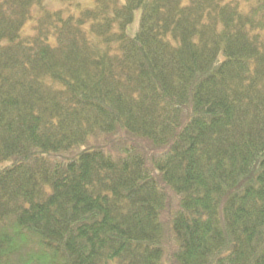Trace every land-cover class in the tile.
Here are the masks:
<instances>
[{
	"label": "trees",
	"instance_id": "1",
	"mask_svg": "<svg viewBox=\"0 0 264 264\" xmlns=\"http://www.w3.org/2000/svg\"><path fill=\"white\" fill-rule=\"evenodd\" d=\"M45 1L0 0V264H264V0H96L24 36Z\"/></svg>",
	"mask_w": 264,
	"mask_h": 264
},
{
	"label": "rangeland",
	"instance_id": "2",
	"mask_svg": "<svg viewBox=\"0 0 264 264\" xmlns=\"http://www.w3.org/2000/svg\"><path fill=\"white\" fill-rule=\"evenodd\" d=\"M229 1V0H227ZM117 2L119 3V5H124L125 4V0H117ZM96 5V0H46L44 2V4L41 7H35L33 9V16L34 19L30 20L25 26L24 29L22 31V34L24 36H31L33 34V26L37 20V18H39V16L41 15V13L44 10L47 11H60L63 10L66 12V14L69 16H79V14L84 11V10H90V9H94ZM140 14L141 12L138 11L135 15V21L134 23L128 28L127 33L130 36H133L136 32V29L139 25V21H140ZM126 136L127 138H130L129 135H126L124 133H122V137ZM123 140V139H122ZM139 141V140H137ZM124 142V141H122ZM145 146H147V144H145ZM104 150L109 151L107 149V147L105 145L101 146ZM86 150L85 146H80L74 149V151L69 154V155H62L65 158H70L73 156H78L80 153H82L83 151ZM9 165V163L0 165V168H3L5 166Z\"/></svg>",
	"mask_w": 264,
	"mask_h": 264
}]
</instances>
